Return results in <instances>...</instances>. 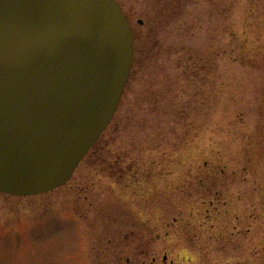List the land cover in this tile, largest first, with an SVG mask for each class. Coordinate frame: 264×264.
I'll return each mask as SVG.
<instances>
[{"label":"rangeland","instance_id":"obj_1","mask_svg":"<svg viewBox=\"0 0 264 264\" xmlns=\"http://www.w3.org/2000/svg\"><path fill=\"white\" fill-rule=\"evenodd\" d=\"M119 107L71 179L0 192V264H264V0H117Z\"/></svg>","mask_w":264,"mask_h":264},{"label":"water","instance_id":"obj_2","mask_svg":"<svg viewBox=\"0 0 264 264\" xmlns=\"http://www.w3.org/2000/svg\"><path fill=\"white\" fill-rule=\"evenodd\" d=\"M133 60L117 0H0V192L66 184L111 123Z\"/></svg>","mask_w":264,"mask_h":264},{"label":"flooded vegetation","instance_id":"obj_3","mask_svg":"<svg viewBox=\"0 0 264 264\" xmlns=\"http://www.w3.org/2000/svg\"><path fill=\"white\" fill-rule=\"evenodd\" d=\"M83 161V160H82Z\"/></svg>","mask_w":264,"mask_h":264}]
</instances>
